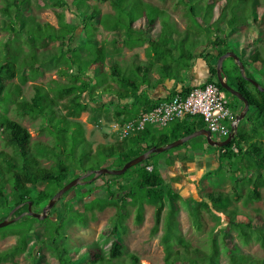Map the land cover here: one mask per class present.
<instances>
[{"label": "trees", "instance_id": "16d2710c", "mask_svg": "<svg viewBox=\"0 0 264 264\" xmlns=\"http://www.w3.org/2000/svg\"><path fill=\"white\" fill-rule=\"evenodd\" d=\"M38 1L4 0V5L0 7V13L6 20L3 29L7 30L10 35L9 40L5 41L4 51L0 55V97L5 99L6 104L7 102L13 103L19 112L27 113L31 117H39L43 128L52 137L49 142L35 141L31 143L27 128L6 115L0 118V128L6 134V141L13 147L14 152L11 155L0 150V197L3 198L5 205L12 208L23 203L13 216L20 214L23 209L26 210L25 203L28 201H31L32 206L40 207L42 202L48 201L69 180V175L72 173L79 176L101 167L119 169L125 162L145 152L153 145H165L205 127L200 117L188 116L180 121L169 123L166 128L146 127L145 130L134 132L122 140L99 144L95 149H92L90 143L84 139L81 122L77 120L80 114L88 110L98 111L104 119H115L119 123L134 118L126 110L114 109L110 111L100 108L95 104L96 97L106 92H112L110 84L107 83L110 79L122 88V91H117L118 100L129 96L139 102L142 96L141 84L147 82L148 79L143 72L145 67L138 69L143 75L141 79L137 78L136 80L122 72L117 62L109 67L110 77L106 76L103 70L96 72L97 68H103L105 65L106 42L90 37V32H88L90 28L86 21L95 18L96 23L114 34L117 33L118 37L111 40L114 45H117L119 41L127 46L147 43V55L153 59L149 66H153L154 61L160 62L161 79L170 78V76L178 79L182 72L189 70L196 55L203 58L210 72L206 82L216 83L228 97L232 96L230 99L232 104H240L236 114L242 109V102L224 90L216 80L217 58L228 50H234L227 46L228 35L224 34L215 24L225 21L229 31L237 26L247 27L251 21L255 22L257 19V7L260 0H225L215 20H213L214 1L202 4L203 0H179L186 9L190 22L188 27L191 32L186 29L180 35V43L177 45L172 42L176 39L173 34H179L178 31L171 28L164 20L156 38L149 37L141 29H138L139 32L133 33L134 22L137 19L145 17L147 24L153 25L158 17L164 15L163 11L143 0H97L108 1L113 9L112 13L103 15L98 9H93L88 13L90 10L88 8H95L88 3L89 0H52L50 6L59 9L57 27L47 22H35L31 17L27 19L24 17V8L30 2L38 4ZM66 11L77 18V23H71L65 19ZM78 14L82 15L81 18ZM211 25H214L212 34L209 31ZM79 27H82L84 34L83 43L78 42L79 34L76 33V30ZM198 32H202L201 38L195 37L199 34ZM19 36L25 37V43L28 46L26 53L21 49L17 51L11 45ZM51 41L57 42V44L52 48V51H47L46 47ZM198 47L201 50L196 53ZM39 50L41 59L37 57ZM177 50H181L180 57L173 55V51ZM234 52L242 61L247 76L259 83L256 76L264 80V57L260 51L254 50L246 58L236 51ZM49 64L50 68H57V73L65 76L67 82L60 83L57 80H51L54 86L49 84L47 87L32 83L33 95L28 99L21 97V85L27 81L35 80L43 74ZM222 68L227 77V83L244 96L249 105L255 108L256 114L246 113L244 118L250 124V128L246 130L238 125L235 136L224 146L225 151L221 152L222 148L216 147L218 167L207 173L211 176L222 174L227 177L228 175L230 178L232 175L237 176L232 179L231 190L229 192L210 190L205 197L195 202L190 213L193 223L199 228L201 226L200 210H209L211 205L217 211L226 214L229 226L236 229L244 241L248 242L251 239V234H254L256 239L264 243V219L260 225L250 221H239L236 219L235 210L230 208L234 200L243 197L241 190L245 185L250 184L251 186V190L246 195L247 199L252 201L260 198L259 189L264 185V91H259L241 76L239 67L232 58H225ZM91 71L95 72L94 77L90 74ZM14 79L18 82H14ZM192 86H183L180 91L186 92ZM175 92H172L171 95ZM5 94L8 95L7 98ZM19 96L20 99H17ZM59 106V109L64 110V113L57 112L55 107ZM153 106L154 104H145L141 111H147ZM233 144L237 148L236 152L230 148ZM155 154H150L146 160L133 166L136 167L134 170L135 181L128 190L120 181L124 173L121 175L103 174V176L114 179L111 185L104 187L107 197L102 200L92 199L89 203L84 204V210L101 211L109 205H114L116 212L112 219V228L117 229L127 216L128 199L130 204L136 206V223H140L142 220L143 205L151 204L154 206L152 233H156L165 208V200H173L179 196L165 183L160 168L151 159ZM41 159H52L53 164L49 167L41 166L39 163ZM148 165H152L151 171L145 168ZM91 176L87 178L89 179ZM98 178L99 176L83 185L70 188L59 200L63 202L66 195L76 188H80L79 193L82 195L93 192L97 189L95 182ZM40 182L44 183L43 188L38 189L35 197H32V187ZM5 185L9 187L10 198H7L4 190ZM114 186L117 189H114ZM63 211L61 217L56 220L49 218L38 220L30 216L40 223H46V232L43 234L48 235L39 241L41 245H45L56 254L58 264L68 263L64 255L66 250L63 247L62 249L57 247L55 237L60 234L64 236L67 221L85 222L84 212L67 207H64ZM173 213L171 208L165 221V231L162 234L166 264H176L182 260L180 252L172 248L171 241L173 239L182 247H187L183 244L182 238L173 230ZM216 218L219 220L218 216ZM8 225L3 229H7ZM31 227L32 224L27 223L21 229L3 230V234L16 235L17 241L9 249L0 252V264H12L8 260L26 250L27 234ZM54 246L58 249H54ZM92 247H87V253L90 254L87 264H140L135 254L122 257L123 245L117 240L111 241L106 254L99 249L93 252ZM212 247L211 254L205 260L207 264H216L215 242ZM226 249L229 264H264V258H255L247 253H241L234 245L233 248L227 246ZM194 262L192 261L191 264Z\"/></svg>", "mask_w": 264, "mask_h": 264}, {"label": "rangeland", "instance_id": "374dc122", "mask_svg": "<svg viewBox=\"0 0 264 264\" xmlns=\"http://www.w3.org/2000/svg\"><path fill=\"white\" fill-rule=\"evenodd\" d=\"M51 1L52 0H39L38 4L30 2L29 5L24 8V17H26V19L31 17L35 22H47L57 27V12L59 9L51 7ZM143 1L156 7L158 10L163 11L164 15L158 17L153 25H148L145 17L137 19L134 22V29L132 28L133 33L139 32L138 29H141L146 35H149V37L156 38L162 28V21L164 20L171 28L178 31L179 34H173V37L176 39L172 42L174 45H177L180 43V35L183 34L186 29H189V32H191V29L188 27L190 26V22L186 9L179 0ZM213 1L215 4L213 9V20H215L218 17L219 9L224 4L225 0H203L201 3H211ZM88 3L95 6V8L87 7L90 9L88 13L93 11V9H98L101 15L113 12L108 1L100 2L97 0H89ZM3 5L4 0H0V7ZM64 15L67 21L77 23V18L72 13L70 14L66 11ZM81 16L82 15H79L80 18ZM5 21L4 15L0 13V55H2L4 51L3 45H5V41L9 40L10 37L8 31L3 29ZM86 24L90 28L88 32H90L91 38L96 40L98 38H107V29L96 23L95 18L86 21ZM217 25L224 34L229 37L227 40L228 48L233 49L243 58H246L247 55L254 50L260 51L261 55L264 57V0H260L259 6L257 7L256 21H251L250 25L247 27L237 26L232 31H229L225 21H219L215 24V26ZM211 26V29L209 30L211 32L210 34H212V30L214 29V25ZM76 31V33L79 34L78 42L83 43L84 34L82 27L77 28ZM198 33L199 34L195 37L201 38L203 35L202 32ZM114 36L118 37V34L116 33ZM56 44L57 42H49L46 50L52 51V48H54ZM11 45L13 48H16L17 51L21 49L26 53L28 50V46L25 43V37L22 36H19L15 43H11ZM145 45L147 46V43H145ZM169 45H171V43H169ZM185 47L187 48V44ZM198 48L199 49L196 50V53L201 50L200 47ZM39 52L40 50L37 51V57L41 59ZM180 52L181 50L173 51V55L180 57ZM130 58L131 55L125 53V50H123L118 56L114 57L110 55L104 67H100V69L97 68L96 72L103 70L108 76V73L110 75V65L116 62L120 64L119 66H121L123 70H125L126 62H128ZM18 60L20 59L18 58ZM194 60H197L196 57ZM48 66L49 67L45 68L43 71V74L38 76L35 80L27 81L25 84L21 85V97L28 99L33 95L32 83L42 84L44 87H47L49 84L54 86V83H51V80H57L60 83L67 82L65 76L57 73V68H50V64ZM257 67H259L258 64ZM256 78L260 81L262 86H264V80L259 79V76H256ZM13 81L18 82L16 79ZM20 96L17 97V99H20ZM5 97L7 98L8 95L6 96L5 94ZM228 98L232 99V96H229ZM97 100L99 99H96V101ZM239 105L240 104H235L233 107L235 112H237V107ZM59 108L60 106L55 107L57 112L64 113V110ZM0 113V118L6 115L27 128L30 134L31 143L35 141L49 142L52 139L51 135L43 128L39 117H31L27 113L19 112L13 103L7 102L6 104V101L2 96L0 97ZM248 114L255 115V108L250 106ZM77 120L81 122L84 130V139L90 143L92 149H95L99 144L111 143L115 140L124 139H120L119 132L111 126V123L119 122L104 119L102 114L98 111H84L80 114ZM238 125L246 130L250 128V124L245 118L241 119L238 122ZM6 137V134L3 133L0 128V150L13 155V147L8 145ZM194 138L190 139L189 143L202 139V136H198L196 139ZM210 148H212V146ZM172 149L173 148L161 153H156L151 159H158ZM39 163L41 166L49 167L53 164V160L41 159ZM215 165L217 167L218 163L216 162ZM135 168L136 167L133 166L128 168L120 179L126 187V190L134 184L136 175L134 173ZM174 171L169 170V177L167 179V172H165L164 175L162 174V176L165 183L170 186L179 197H176L173 200H165V208L162 212L160 224L156 233H152V227L154 224V206L151 204L143 205L142 220L140 223H136V206L130 204L128 199V203L126 204L127 216L122 220V225L118 226L117 229L112 228V219L116 212V207L114 205H109L101 211L96 209L93 211L84 210V204L89 203L92 199L97 198L98 200H102L107 197L104 187L106 185H111L114 182V179L103 176V174L96 180L95 184L97 189L93 192L87 195H82L79 193L80 188H76L74 191H71L66 195L63 202L57 200L54 205L46 211L47 215L44 219H59L64 212V207L72 208L73 210L84 212L85 214V222L69 220L67 221L68 224L65 226V237L62 234L55 237V244L57 247L59 249H62L63 247L66 250L64 255L67 259V263L87 264V260L90 258V254L87 253V247L93 246V252L99 249L106 254L109 250L111 241L117 240L123 245V258L128 254H135L138 257L140 264H166V252L162 234L165 231V221L171 208L174 211L173 230L182 238L183 244L187 246L186 248L182 247L174 239L171 241L173 244V250H178L181 254L182 260L176 264H191L192 261H196L194 264H207L205 260L207 256L211 254L213 242H215L217 249L216 264H229V256L226 247L233 248V245L236 246L237 250L241 253H247L255 258H264V243L256 239L254 234H251V239L248 242L244 241L238 234V231L232 226H229L228 218L224 212L217 211L211 205V209L209 210L201 209L199 212L201 226L199 228L193 223L191 217L190 210L195 202L202 197H205L210 190H215L216 192H229L233 183L232 179H235L237 176L232 175L230 178L228 175L226 177L222 174H214L213 176L207 174L200 175V173H195V171H189L186 169L181 170L180 167ZM75 177L77 176L73 173L70 174L68 181ZM86 180H88V178ZM43 185L44 183L40 182L32 187V197H35L36 191L43 188ZM114 187V189H117L116 186ZM4 190L7 198H10V190L7 185L4 186ZM249 190H251L250 184L245 185L243 190H241V192H243V197L234 200L230 208L235 210L237 220L243 222L250 221L253 224L260 225L264 219V185L259 189L260 198L258 200L252 201L247 199L246 194ZM47 203L48 201H44L41 203L40 207L36 208L35 206H32L31 209L40 213L43 206ZM20 207H22V205H20L19 208ZM13 209L14 207L12 208L9 205H5L3 203V198L0 197V221L7 218L10 214V217H14L13 214L16 210L13 212ZM22 212H26V210L23 209ZM217 216L219 217V220L216 218ZM18 221L19 223H17ZM27 223L32 224V227L29 234H27L26 250L20 254L14 255V257L9 259L8 262L12 264H58L56 254L49 248L45 247V245H41L39 241L41 238L43 239L48 235L43 234L46 232V223H40L31 218L28 214H23L19 219L9 224L7 229L0 227V252L9 249L17 241L16 235L3 234V230L21 229L24 228V225ZM57 247L54 246V249Z\"/></svg>", "mask_w": 264, "mask_h": 264}, {"label": "crops", "instance_id": "0c3cea01", "mask_svg": "<svg viewBox=\"0 0 264 264\" xmlns=\"http://www.w3.org/2000/svg\"><path fill=\"white\" fill-rule=\"evenodd\" d=\"M112 38H115L114 33L107 30V38L97 39L106 42L105 64L110 55L115 57L125 50V53L131 55V58L126 62L125 70L120 66L121 71L127 76L136 78L137 80V78L141 79V76L143 75L138 69L145 67L143 72H145L148 81L141 84L140 90L142 96L138 102L129 96L118 100L117 91H122V88L117 85L116 82L109 79L107 83L110 84L112 92H106L105 94L97 95L96 97V99L99 100L95 103L100 106V108L110 111H113L114 109L126 110L132 117H135L144 109L145 104L156 105L158 102L164 101L167 97L172 96V92L180 91L183 86L204 84L210 76L209 68L205 60L195 54L197 60H193L189 70L187 72H182L181 76H178V79L171 76L170 78L161 79L160 62L154 61L153 66H149V63L153 59L147 55L145 43L143 45L127 46L124 45L122 41H119L117 45H114L111 42ZM90 74L93 77L95 76V72L93 73V71H91ZM108 76L110 77L111 74L109 75L108 73ZM112 121L116 120L113 119ZM166 127L167 126L157 129ZM197 137L198 136H195V138H193L196 139ZM210 147L211 146L206 142L205 137L202 136V139L195 140V142H187L185 145L181 144L174 147L160 158L153 160V162L158 165L163 175L167 172L166 179L169 177V170L174 171L179 169V167L181 170L186 169L189 171H195V173H200V175H206L209 171H213L218 167V165L217 167L215 165L216 162L218 163V151L215 146H212V148Z\"/></svg>", "mask_w": 264, "mask_h": 264}, {"label": "built area", "instance_id": "2783aa9c", "mask_svg": "<svg viewBox=\"0 0 264 264\" xmlns=\"http://www.w3.org/2000/svg\"><path fill=\"white\" fill-rule=\"evenodd\" d=\"M226 93L214 82L190 87L186 92L177 91L168 99L158 102L151 109L141 111L135 118L123 123H111L119 132L120 139L128 135L145 130L146 127L161 128L185 117H200L204 128L210 132L211 138L222 141L232 132L233 125H237L236 112ZM221 152L225 151L224 146ZM234 152L237 148L230 147ZM152 170V165L145 167Z\"/></svg>", "mask_w": 264, "mask_h": 264}, {"label": "water", "instance_id": "95a60500", "mask_svg": "<svg viewBox=\"0 0 264 264\" xmlns=\"http://www.w3.org/2000/svg\"><path fill=\"white\" fill-rule=\"evenodd\" d=\"M232 58L233 61L238 65L241 76L247 80L249 83H251L254 87H256L259 91H264V86H262L259 82H257L256 80H254L253 78L247 76L245 74V69H244V65L242 63V61L240 60L239 56L232 50H228L226 52H224L223 54H221L216 61V80L218 81L219 85L226 90L227 92H229L231 95L235 96L238 100H240L242 102V109L240 110V112L236 115V122H239L241 119H243L246 115V113L249 111L250 105L248 103V101L244 98V96L236 89H234L233 87H231L228 83H227V77L223 71L222 68V64H223V60L225 58ZM237 132V125H233L232 128V132L228 135L227 138H225L222 141H217L211 138L210 132L205 129V128H201L198 129L192 133H189L187 135H184L180 138H177L174 141H171L165 145L162 146H151L149 147L145 152L139 154L136 157L131 158L130 160H128L127 162H125L121 168L119 169H110L107 167H101L95 170H90L87 171L75 178H73L72 180L66 182L61 188H59L54 195L48 200V203L43 206L41 212H35L31 209V201L27 202V210L26 212H22L21 214L14 216V217H10V215L3 219L2 221H0V227H4L10 223H13L14 221H16L17 219H19L23 214H28L38 220H42L46 217L47 213L46 211L54 205V203L60 199V197L66 192L68 191L70 188L75 187L77 185H83L86 182H90L94 179H96L98 176L102 175V174H109V175H121L123 174L128 168L141 163L142 161L146 160L147 157L152 154V153H161L163 151H166L168 149L174 148L176 146L181 145L182 143H184L185 141L195 137V136H204L206 142L210 145V146H215V147H222L227 145L230 140L235 136ZM89 175H92L91 178H89L88 180H86L85 178L88 177ZM21 204L16 205L13 209V212L15 210H17L19 208Z\"/></svg>", "mask_w": 264, "mask_h": 264}, {"label": "flooded vegetation", "instance_id": "af4514ba", "mask_svg": "<svg viewBox=\"0 0 264 264\" xmlns=\"http://www.w3.org/2000/svg\"><path fill=\"white\" fill-rule=\"evenodd\" d=\"M234 88V87H233ZM234 89H236V88H234ZM237 90V89H236ZM21 205H23V203L21 204ZM25 205H26V210H27V202L25 203ZM31 208H32V204H31Z\"/></svg>", "mask_w": 264, "mask_h": 264}]
</instances>
